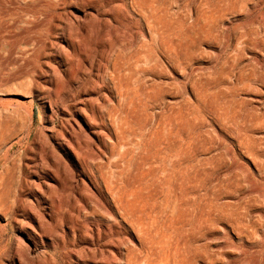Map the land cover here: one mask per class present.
Wrapping results in <instances>:
<instances>
[{
    "label": "rangeland",
    "instance_id": "1",
    "mask_svg": "<svg viewBox=\"0 0 264 264\" xmlns=\"http://www.w3.org/2000/svg\"><path fill=\"white\" fill-rule=\"evenodd\" d=\"M122 3L0 0V264H112L113 243L123 253L140 244L120 213L114 215L119 223L99 216L105 209L94 202L81 213L88 230L80 235L83 227L69 228L74 201L63 184L83 178L95 188L90 167L71 150L80 136L75 120L83 123L67 79L77 71L70 46L76 31L87 46L100 42L102 65L120 61L122 71H137V79L154 87L153 124L180 109L185 135L199 136L205 173L198 191L214 189L218 211L212 223L193 230L179 218L178 201L159 194V211L149 221L156 245L169 256L162 260L174 264L177 246L187 264H264V0L154 1L155 19L177 31L171 41L182 39L171 56L149 48L148 20L135 23L139 12L131 11L134 19L124 24L112 20L125 16ZM157 19L150 21L155 27ZM34 36L45 46L27 45ZM103 197L112 204L106 189ZM183 211L194 213L193 206ZM104 223L111 227L98 238Z\"/></svg>",
    "mask_w": 264,
    "mask_h": 264
},
{
    "label": "bare ground",
    "instance_id": "2",
    "mask_svg": "<svg viewBox=\"0 0 264 264\" xmlns=\"http://www.w3.org/2000/svg\"><path fill=\"white\" fill-rule=\"evenodd\" d=\"M122 1L120 5L123 6L125 16L122 19L112 20L124 24L126 20L134 19L131 11L139 12L141 17L136 19L135 23L142 25L143 19L148 20L150 40L147 45L150 49L156 48L170 56L172 49L181 51L182 39L177 42L171 41V30L177 31L170 28L163 19L156 18L161 23L158 27L150 23L151 20H156L152 3L154 1L158 3L159 0H130L129 3ZM76 33L77 35L71 38L70 46L73 49V60L77 71L68 74L67 79L70 83L68 89L76 91L73 97L81 104L76 110L82 116L83 123L75 120L80 136L74 140L75 146L71 150L77 159L82 157L90 167L89 173L95 188L91 190L87 187L83 178L68 179L69 182L63 184L71 191L74 201L68 206L72 223V227L69 228L75 232L77 225L83 227L84 229H78L80 235L88 230L86 222L81 219V213L88 209L89 203L94 202L96 206L105 209V213L99 216L107 215L108 218L119 223L114 215L120 213L140 237L139 246H129L125 253L121 251L119 245L113 243V248L107 250L112 264L118 262L169 264L162 260L169 256L162 254L161 249L156 245L157 241L152 237L149 221V218L159 211L156 210L159 194L164 191L166 199L170 198L175 203L178 201L176 209L179 218L186 225L190 224L193 230L200 231L206 223H212L218 211L215 190L211 188L210 192L204 194L198 191V187L203 186L202 179L205 173L200 166L202 163L197 150L199 136L195 133L185 135L180 109L172 112L156 125L153 124L148 103L154 96V87L137 79L135 77L137 71H122L123 64L120 61H114L111 68L108 66L110 63L108 60V64L102 65L106 52L98 49L100 42L87 46L85 42H81L79 32ZM178 35L180 38V34ZM76 42L80 43L78 48ZM30 44L44 47L45 41L34 36L27 41V45ZM63 46V44L58 45L60 48ZM94 56H99L97 71H93L96 60ZM87 62H90L89 69L86 67ZM135 82L138 83L136 89ZM73 83H78L77 87L74 88ZM114 90L116 98H113ZM52 98L57 101L60 92L55 93ZM103 156L107 157V162L104 164L101 161ZM104 166L117 169L104 171ZM117 174L118 179H115ZM52 179L55 180V176L52 175ZM104 187L112 198V204L108 200L104 202V197L102 198ZM165 187L167 191L164 190ZM192 194L194 195L191 196ZM189 206H193L194 213L187 217L183 209ZM113 207L116 208V212ZM95 212L93 210V213ZM38 221L42 228L43 222ZM29 223L37 234L38 231L33 228L31 222ZM104 226V230L100 226L96 229L98 238L102 234H107L106 230L111 227L107 223H104ZM90 231H93L92 228ZM176 248L179 255L174 257V264H187L185 258L181 256L182 247L176 246Z\"/></svg>",
    "mask_w": 264,
    "mask_h": 264
}]
</instances>
